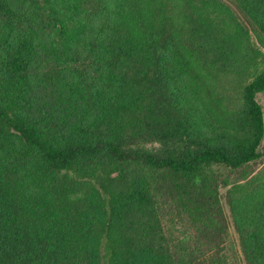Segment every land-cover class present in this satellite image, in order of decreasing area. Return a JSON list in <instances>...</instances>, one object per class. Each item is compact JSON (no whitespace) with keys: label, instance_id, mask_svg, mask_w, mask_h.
<instances>
[{"label":"trees","instance_id":"obj_1","mask_svg":"<svg viewBox=\"0 0 264 264\" xmlns=\"http://www.w3.org/2000/svg\"><path fill=\"white\" fill-rule=\"evenodd\" d=\"M249 4L264 48V0ZM228 13L216 0H0V264H264V199L231 202L239 262L216 172L264 156V51L243 60L228 141L202 135L176 91L203 55L225 67L248 43ZM178 220L195 232L178 236Z\"/></svg>","mask_w":264,"mask_h":264},{"label":"rangeland","instance_id":"obj_2","mask_svg":"<svg viewBox=\"0 0 264 264\" xmlns=\"http://www.w3.org/2000/svg\"><path fill=\"white\" fill-rule=\"evenodd\" d=\"M198 1V0H196ZM225 6L229 13L227 16L231 21L240 24L247 32L248 43L240 48V51L230 55L225 67L215 59L210 53L203 55L202 62L197 68H189L181 76L179 83L176 85L177 97L180 100L181 107L187 117L194 121V127L201 131L202 135H208L213 140L225 142L234 136L235 129L233 120L240 116L242 101L239 91L243 83L242 66L243 60L249 52L255 49L264 51L260 45L259 39L255 34V24L250 19L251 7L249 2L255 8L256 0H216ZM249 1V2H248ZM198 39V37H197ZM247 60V59H246ZM214 61V60H213ZM212 62V63H211ZM177 86H179L177 88ZM258 102L262 106L264 115V92L256 95ZM156 146L151 143L149 147ZM260 150L264 151V136L260 144ZM216 172L220 178L225 179L228 183L220 182L219 185V210L223 213L221 227L224 224L225 232L223 237L226 238V246L232 250L233 256L239 262L241 250L238 244L237 232L235 230L231 202L236 204L238 209L244 207L251 200L253 202L263 201L264 199V156L253 163L230 170L228 168H217ZM247 207V206H246ZM218 217L209 214L210 227ZM175 233L180 236L184 230L195 232L193 228H187L182 221H176ZM209 227V228H210ZM210 229L202 228L204 236H201L200 250L206 249L210 253L213 247L208 244L203 245L205 241V232Z\"/></svg>","mask_w":264,"mask_h":264}]
</instances>
